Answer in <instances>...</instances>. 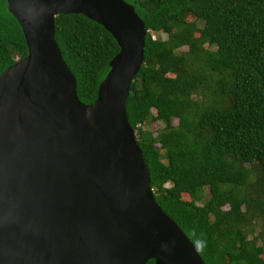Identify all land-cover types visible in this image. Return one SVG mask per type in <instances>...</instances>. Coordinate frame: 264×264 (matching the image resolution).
I'll return each instance as SVG.
<instances>
[{
    "label": "trees",
    "instance_id": "trees-1",
    "mask_svg": "<svg viewBox=\"0 0 264 264\" xmlns=\"http://www.w3.org/2000/svg\"><path fill=\"white\" fill-rule=\"evenodd\" d=\"M122 1L146 31L124 108L154 202L203 264H264V224L245 231L264 222V0ZM53 29L77 99L91 104L115 41L80 15H57ZM25 55L0 0V73Z\"/></svg>",
    "mask_w": 264,
    "mask_h": 264
},
{
    "label": "water",
    "instance_id": "water-1",
    "mask_svg": "<svg viewBox=\"0 0 264 264\" xmlns=\"http://www.w3.org/2000/svg\"><path fill=\"white\" fill-rule=\"evenodd\" d=\"M26 55L0 73V264H203L154 202L124 103L146 31L122 0H5ZM118 52L91 104L54 41L57 15Z\"/></svg>",
    "mask_w": 264,
    "mask_h": 264
},
{
    "label": "rangeland",
    "instance_id": "rangeland-1",
    "mask_svg": "<svg viewBox=\"0 0 264 264\" xmlns=\"http://www.w3.org/2000/svg\"><path fill=\"white\" fill-rule=\"evenodd\" d=\"M186 20L188 22L189 21H193V18L187 17ZM196 25H197V27H199L200 23L197 22ZM159 37H162V36H159ZM193 98L195 99L194 96H193ZM154 114H155V111L151 109V115H154ZM171 122H172V125H176V120L175 119H172ZM161 127H162V124L160 122H158V123H155V124L145 125L143 128L146 129V130L151 131L152 133H154L155 131H157ZM252 188H253V190H255V189L258 188V185H254ZM203 194L205 195L206 191H204ZM183 199H186V196L183 195ZM263 224H264V222L262 220L256 221V220L252 219L251 221L247 222V225H245V231H250L251 229L253 230V234H248L247 238L250 239V235H256L259 232H261V230L263 228ZM257 244H259V241L257 242Z\"/></svg>",
    "mask_w": 264,
    "mask_h": 264
},
{
    "label": "clouds",
    "instance_id": "clouds-1",
    "mask_svg": "<svg viewBox=\"0 0 264 264\" xmlns=\"http://www.w3.org/2000/svg\"><path fill=\"white\" fill-rule=\"evenodd\" d=\"M133 136H134V130H133Z\"/></svg>",
    "mask_w": 264,
    "mask_h": 264
}]
</instances>
